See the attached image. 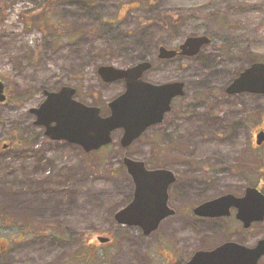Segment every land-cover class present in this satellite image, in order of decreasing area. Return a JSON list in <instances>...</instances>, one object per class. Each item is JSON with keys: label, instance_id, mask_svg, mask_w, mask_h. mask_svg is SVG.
Returning <instances> with one entry per match:
<instances>
[{"label": "rangeland", "instance_id": "1", "mask_svg": "<svg viewBox=\"0 0 264 264\" xmlns=\"http://www.w3.org/2000/svg\"><path fill=\"white\" fill-rule=\"evenodd\" d=\"M4 1L12 8L0 20V79L8 97L0 103V241L10 242L9 251L22 249L14 256L0 250V264H80L74 260L80 251L71 245L80 241V233H118L112 243L95 241L98 251L88 250L87 264H143L146 248L156 254L153 247L163 236L178 250L175 238L184 229L176 222L173 232L165 235L159 229L148 239L140 228L116 222L134 186L124 158L179 173L191 164L202 169L200 177L208 183L184 195L183 208L189 210L220 194L243 195L251 185L264 191V147L255 149V136L264 128V94L225 92L251 63L264 62V0H153L150 11L146 0L67 1L54 11L56 25L69 29L62 32L64 38L25 26L21 16L33 0ZM195 10L203 15L185 16ZM156 11L179 19L174 29L156 24ZM212 12L223 13L222 19L208 18ZM200 35L211 43L197 56L158 58L160 46L175 49L187 37ZM142 61L152 63L145 81L183 82L185 95L174 101L163 123L131 146H121L117 130L110 145L88 153L79 145L51 140L35 124L31 110L45 101V92L65 86L75 88L83 104L110 114L109 103L125 92L126 83L104 82L98 68L125 69ZM206 230L191 232L184 247L196 249L223 238ZM263 237L264 222L246 233L235 228L231 233L232 241L247 247ZM258 264H264V257Z\"/></svg>", "mask_w": 264, "mask_h": 264}, {"label": "water", "instance_id": "2", "mask_svg": "<svg viewBox=\"0 0 264 264\" xmlns=\"http://www.w3.org/2000/svg\"><path fill=\"white\" fill-rule=\"evenodd\" d=\"M210 43L206 35L189 36L177 49L161 46L158 58L194 57ZM151 68L150 61L125 69L111 65L98 68L104 82H126L125 92L109 103V116L103 117L99 107L76 100V89L65 86L57 92H45V101L31 110L36 116L35 124L45 127V135L50 139L79 145L88 153L109 145L113 141L112 132L123 129L121 145L129 147L147 128L161 123L171 110L173 99L185 93L183 82L153 84L145 81L144 74ZM5 89V83L0 80V103L7 99ZM226 93L264 94V62L245 68L227 86ZM258 141H264V133L258 135ZM124 164L134 180L135 196L128 206L116 213L115 220L120 225L140 227L144 235H150L163 219L174 213L167 205V190L175 176L168 169L149 170L143 161L131 158H125ZM233 207L245 228L252 222L264 220V194L253 187L247 188L243 197L225 194L200 204L194 213L210 218L228 216ZM263 256L264 238L254 247L227 242L212 251H199L188 264H258Z\"/></svg>", "mask_w": 264, "mask_h": 264}, {"label": "flooded vegetation", "instance_id": "3", "mask_svg": "<svg viewBox=\"0 0 264 264\" xmlns=\"http://www.w3.org/2000/svg\"><path fill=\"white\" fill-rule=\"evenodd\" d=\"M178 98H180V97H178ZM176 99L177 98H175L173 100L171 110L165 114L164 119L161 123L164 122L166 115H168L172 111L173 103ZM157 125H159V124H157ZM153 126H156V125H153ZM153 126H151V127H153ZM151 127H149V128H151ZM262 132H264V128L262 130L260 129L257 132L256 136ZM123 133H124V131L120 130V133H119L120 142L122 140ZM256 136H255V142H256L255 149H261L262 147H264V141H258ZM157 168H159V167H157ZM260 168L258 171L260 174H262V167H260ZM148 169H156V168H149L148 167ZM170 170L174 173L175 180L169 186V188L167 190V194H168L167 204H168V207L174 211V213L172 215L166 217L163 220L164 222L167 221L163 225V227L160 228L161 224L164 223L162 221L159 228L156 231H154L153 233H151L149 236H147L146 238L147 239L152 238L153 235L156 234L159 229H161L162 231L164 230L163 234L166 233L165 235H168L169 233L173 232L172 224L175 222L177 225H180V229H184V232L183 233L178 232L180 236L175 238V243L177 245H179L178 250L172 249L171 247L168 246V239L166 236H163V237L159 238V240L156 241L157 247L156 246L153 247L154 252L156 251V254H148V252H150V249L147 247L145 250L144 263L143 264H147V263L148 264H153V263H155V264H188L192 260L193 256L198 251H212L215 248L219 247L220 245H222L226 242L232 241L231 240V233H232L233 228L238 230V232L241 234V233H246L255 224L264 222V220L255 221V222L251 223V226L249 228H245L244 223L237 218V209L236 208H232L230 215H228V216H220V217H215V218L201 217V216H198L194 213L195 207H197L198 205L203 204L209 200H212V198L208 199L206 201H199L196 205H194V208L192 210H189L187 208L186 209L183 208V206H184V203H183L184 195L185 194H189V195L192 194L193 192H195L196 190L199 189L200 183H208V181H207V179H205V178L203 179L200 177V172L202 169L193 167V164H191V166L188 169H184L182 171V173L175 172L172 169H170ZM263 174H262V178L260 179V181L262 179L264 180ZM131 178H132V176H131ZM132 180H133V178H132ZM133 183H134V181H133ZM251 187L259 188L258 186H254V185H251ZM135 189L136 188H135V183H134V186L132 189V194H131L132 199H131L130 203L134 199ZM246 189H247V187H246ZM246 189L244 191V194L246 192ZM259 189L264 193L262 187ZM175 195H176V197H175ZM221 195L222 194L217 195L216 197L221 196ZM243 195H237V196H243ZM216 197H214V198H216ZM172 203H179L180 206L179 205H173ZM114 218H115V216H114ZM190 221L194 222L193 227L191 229H190ZM209 222H211V226H210ZM184 225H186V226H184ZM207 227H209V228H207ZM206 229L211 231L212 236H217L218 233H222L223 238L218 240V242L213 243L212 245H208V246L199 245L198 248H196V249H193L194 247H184V245L190 244L189 242H191V240H192L191 232H192V234H196V232H197V234H201V232L202 233L204 231L207 232ZM198 230H201V232ZM184 233L187 235V238H186V235ZM69 234L75 240L76 232L74 233V231L72 232V230H71L69 232ZM117 234L118 233L113 231V232H110V233H107L106 235H104L105 237H103V240H98V236H100V235H96V237H95L94 234H90L89 236L85 234L84 237H82L81 233H80L79 236L76 237V240L80 239V241L79 242L75 241L74 244H71V245H74V247L77 246V248L80 251L79 257H75L74 260H78L80 262V264H87V252H88V250L91 249L92 251H98V248L96 246L95 241L99 242L100 244L112 243L114 240L117 239ZM49 239L55 241L54 238L49 237ZM234 241L237 243H240L238 241V239H236ZM30 244L32 245V243H30ZM165 246H167V247H165ZM9 247H10L9 241L3 240V239L0 241V250H1L2 254H6L8 252L9 255L14 256V251L16 252L17 250L22 249V248H15L14 250L9 251V249H10ZM183 250H185L187 252L189 250H191V251L189 253L184 254ZM76 252L77 251L75 250V253ZM177 257L178 258L180 257V259L182 261L181 263L178 262ZM117 258H120L119 255H117ZM12 264H17V263L13 261Z\"/></svg>", "mask_w": 264, "mask_h": 264}, {"label": "trees", "instance_id": "4", "mask_svg": "<svg viewBox=\"0 0 264 264\" xmlns=\"http://www.w3.org/2000/svg\"><path fill=\"white\" fill-rule=\"evenodd\" d=\"M67 1H77V2H83L87 5H91V3L94 0H33V6L31 8H28L26 10H23L25 12L22 13V18L25 20V26L27 28H37L40 29V31L45 35H51L54 34L56 37L64 38V34L62 32H67L69 29H67L63 24L56 25V20L54 19V11L56 10V6L62 2ZM150 2H153V0H146L145 10L150 11ZM153 6V5H152ZM12 8L11 5L7 4L4 0H0V20H3L7 16V11H9ZM28 11V12H26ZM159 14V15H158ZM222 14L220 12H212L208 14V18H214V19H222ZM203 15L202 11H190L187 13V18H198ZM154 16H158L156 20V24L166 28L167 30L171 31V29H174V26L178 23L179 19L176 20L173 17H166L162 12L156 11V14ZM140 25L139 27H142ZM66 30V31H63ZM246 55H249L248 48L246 49Z\"/></svg>", "mask_w": 264, "mask_h": 264}]
</instances>
